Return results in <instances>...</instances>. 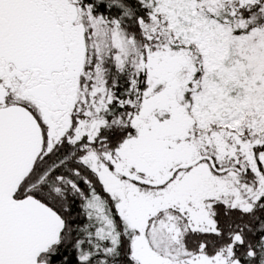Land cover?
<instances>
[{
    "label": "snow or ice",
    "instance_id": "1",
    "mask_svg": "<svg viewBox=\"0 0 264 264\" xmlns=\"http://www.w3.org/2000/svg\"><path fill=\"white\" fill-rule=\"evenodd\" d=\"M0 264H264V0H0Z\"/></svg>",
    "mask_w": 264,
    "mask_h": 264
}]
</instances>
